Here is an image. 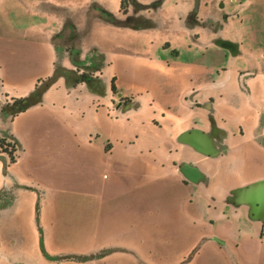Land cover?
I'll return each mask as SVG.
<instances>
[{"label":"crops","instance_id":"0c3cea01","mask_svg":"<svg viewBox=\"0 0 264 264\" xmlns=\"http://www.w3.org/2000/svg\"><path fill=\"white\" fill-rule=\"evenodd\" d=\"M187 36L101 65L0 40V264H264V48Z\"/></svg>","mask_w":264,"mask_h":264},{"label":"rangeland","instance_id":"374dc122","mask_svg":"<svg viewBox=\"0 0 264 264\" xmlns=\"http://www.w3.org/2000/svg\"><path fill=\"white\" fill-rule=\"evenodd\" d=\"M180 31L205 61L250 66L264 48V0H0V40L64 43L97 65Z\"/></svg>","mask_w":264,"mask_h":264},{"label":"trees","instance_id":"16d2710c","mask_svg":"<svg viewBox=\"0 0 264 264\" xmlns=\"http://www.w3.org/2000/svg\"><path fill=\"white\" fill-rule=\"evenodd\" d=\"M125 0H120V4L124 3ZM83 76H81L77 81L82 80ZM110 89L111 92L114 94L116 92V88L114 86V80L113 78L111 79V84H110ZM128 98H124L121 101L126 102ZM0 152H4L7 154L9 162H14L16 158V152H15V146L14 143L7 140L4 137H0Z\"/></svg>","mask_w":264,"mask_h":264}]
</instances>
